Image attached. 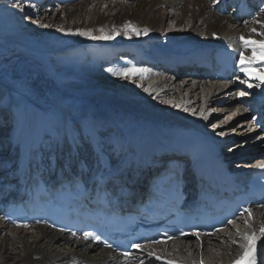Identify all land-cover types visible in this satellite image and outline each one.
I'll return each mask as SVG.
<instances>
[{
    "label": "bare ground",
    "instance_id": "6f19581e",
    "mask_svg": "<svg viewBox=\"0 0 264 264\" xmlns=\"http://www.w3.org/2000/svg\"><path fill=\"white\" fill-rule=\"evenodd\" d=\"M219 2L213 0H83L73 5L71 11L63 12L65 19H62L63 22L59 27L64 31L59 29L54 30L55 32H46L45 36L64 39L76 35L74 33L77 31L91 32L95 37L102 35L112 37L118 34L123 39V43L119 45L111 38L93 39L79 35L81 41L96 43L90 47L91 51L97 48V45L99 47L107 45L108 55H105L107 63L112 62L111 55L119 52L135 53L136 45L139 48L149 40L151 41V45H148L151 51L150 57L157 62L178 60L179 57H184L182 53L193 56L197 52L203 54L205 49L220 47H234L245 56H252L251 49H245L240 38L243 36L246 39L264 40V36L258 35L264 32V9L254 20H249L250 26L247 27L231 16L221 15L217 9ZM167 22L170 26L168 31H165ZM129 23L139 30L138 34L129 32L125 27ZM254 28L257 32L252 31ZM101 29L103 32L100 31ZM145 29H147L146 33ZM146 53L142 54L148 56ZM100 56L98 51L89 63L95 64L94 66L101 71L90 69V71L87 70L89 72H84L80 69L81 73L78 72L77 76L81 80L77 83L70 81L71 83L67 86L56 85L47 80V76L45 78L42 75L43 77L38 76L29 86L34 91V97L26 93L17 94L10 86L7 90H3L0 106L2 110L7 109L13 116L10 125L13 134L8 133L10 135L8 142L13 146V151L9 156L0 154V165L6 170V174L13 170L9 165L11 156L15 161L18 159V153L28 152L29 146L33 143L42 145L43 151L50 152L47 146L63 137L70 138L77 144L88 141L90 147L91 143L94 146L103 147L106 155L116 165L117 163L125 164L128 160H134L140 155L177 150L173 137L183 136L179 133L181 131L192 133L199 143L197 149L221 152L224 146L222 141L210 137L203 129L208 118H201L202 123L188 122L171 109L152 103L151 99L153 97L160 99L161 93L172 90H176L180 97L182 91L184 92L183 87L187 86L194 93L200 90L197 95L202 97L203 103L208 104L216 100L217 94L222 93L224 89L242 85L238 84L239 80L237 83L236 80L226 83L199 81L187 75L182 84H176L171 79L155 85L153 82L147 83V80L154 76L152 75L154 72L145 68H142L146 70L142 75L134 74L127 78L118 75L126 68H137L138 62L134 59L135 55L131 58L126 57V60L121 59L124 61L118 64L116 71H113V66L106 65L107 68H104L100 65L103 62L102 58L99 59ZM255 58L259 63L251 66L252 72L256 75H264V71L260 73L256 69L258 64L264 62V55L258 51ZM128 61L130 63H126ZM138 69L141 68L138 67ZM112 73H115V77L118 78H112ZM35 74L38 75V73ZM239 74L240 78L257 80L245 76L242 72ZM100 75L105 78L99 77ZM139 77L143 78L142 82L136 84V78ZM190 78L193 81L191 83H189ZM102 81L109 82L111 85L101 84ZM120 81H123L125 86L120 85ZM144 86L147 87L144 88ZM128 92L132 94L128 95ZM257 92V98H255L263 102L264 106V84H261ZM29 97L33 101H30ZM188 102L182 104V110ZM75 125L80 127L78 133L75 132ZM261 129L264 131V127ZM228 132L231 131L228 130ZM228 137L230 138L231 135ZM172 143L174 145H168ZM72 152V147L66 149L67 154ZM263 154L264 143L255 152L257 158L252 159L250 163L244 162L245 166L264 164V158H261ZM226 159L231 160L228 156ZM236 159L239 160L242 157L237 155ZM240 165L238 164L237 167ZM241 219L247 220L248 224L240 233L254 232L261 237L257 243L264 244V234L260 232V229L264 228V208L257 209L252 216H244L239 220ZM229 232L224 235L221 231L214 234V237L210 236L212 238L191 237L192 239L189 238V241L185 243L184 241L188 239L166 245L146 246L135 258L124 262L122 257L111 250L97 248V245L88 244L47 227L37 226L28 230L15 227L12 229L0 218V264H77L83 261L93 264H106L107 261H113V264H168L170 260L175 264H201V261L203 264H234L243 251L240 245L245 242L237 234L235 239H230L234 230L229 229ZM206 238L210 239L206 240ZM166 247H170L168 251ZM149 253H155V255L150 256ZM157 256L160 259L152 260Z\"/></svg>",
    "mask_w": 264,
    "mask_h": 264
},
{
    "label": "rangeland",
    "instance_id": "374dc122",
    "mask_svg": "<svg viewBox=\"0 0 264 264\" xmlns=\"http://www.w3.org/2000/svg\"><path fill=\"white\" fill-rule=\"evenodd\" d=\"M79 2H83V0H41V3L40 0H0V95H2L3 90H7V87L10 86L13 92H17V94L20 93L24 95L26 93L34 97V91L29 86L34 83V80L38 78V76H44L45 78L47 76V80L61 86H67L71 82L77 83L81 80V78L77 76L78 72L81 73V71H79L80 69L84 72H89L90 69L101 71L94 66L95 64L89 63L92 62L91 60L98 51H100V54H103V62L100 61V65L104 68H107L105 67L106 65L112 67V65H109L110 63L106 64L104 60V53L106 51L108 52L107 45L103 47L97 45V48H99H95L96 50L92 49L91 51L90 47L96 43L94 41H81L82 39L79 35H72L64 39H62L63 37L54 38L50 35L45 36L46 32L58 31L60 29L59 25L63 22L62 19H65L63 12L71 11L73 5H77ZM16 5H19V7ZM45 17L46 20L43 21ZM167 23L165 31H168L170 26L169 22ZM249 23L248 20L242 22V24L247 27L250 26ZM41 25H49V27H42ZM128 30L129 32L136 33L131 29ZM111 40L116 41L117 45L123 43L122 37L118 34H114ZM148 45H151L150 40L147 41L146 44L140 45L138 49L147 52L146 54L150 56L151 51H149L150 48ZM135 47L138 46L136 45ZM175 52L178 53L181 51ZM116 69L117 68H114L113 71H116ZM262 69H264V66L259 68L258 71L263 72ZM149 71L153 73L152 70ZM35 73H38V75ZM114 74L115 73L111 74L112 78L115 77ZM152 75L154 76L149 78L147 83L153 82L155 85H159L161 82L171 79H173L176 84H182L187 78H185V76L176 77L171 74L163 75V73L156 71ZM99 77L105 78V76L102 75ZM141 79L143 78H136L135 83L142 82ZM245 80L246 78H240L238 84L242 85H237V88L232 87L230 89H224L222 93L217 94L216 100H212L208 102V104L203 103L202 97L197 95L200 93V90L196 91L195 94L192 92V89H189L190 87L187 86L183 87L184 92L182 91L180 94L181 98L178 96L179 94L176 90H172L161 93L159 95L160 99H155L153 97L151 102L161 107H167L168 110L171 109L188 122L199 121L202 123L200 119L206 116L209 120L204 123L203 129L210 137L222 141L224 153L228 154V157L231 159L240 155L244 159L241 162L242 164L247 162L250 163L252 159L257 158L255 152L258 151L264 143V131H262L259 125V121L264 115L261 112L260 106L256 103L255 98L258 94V88H261V86L248 88L245 86L246 83H241V81ZM248 80V82L253 85L259 84L258 80ZM237 81L235 82L237 83ZM191 82H193L192 79L189 80V83ZM119 83L125 86L123 81ZM101 84L111 85V83L104 81H102ZM145 87L147 86H144V88ZM124 88L127 89V87ZM222 88H224V86H222ZM242 91L246 92L247 95L241 97L240 92ZM124 93L127 94V92H123V94ZM129 93L131 92H128V95H130ZM184 95H186V97ZM234 98H236L235 101H233ZM1 100L2 97H0V102ZM29 100L33 101L30 97ZM187 101H189L188 104L186 106L184 105L182 110V104ZM175 103L176 105L179 104V107L174 106ZM185 108H187L188 111H185ZM7 113L8 110L5 109L1 116L7 115ZM10 125V123L6 122L0 124V154L8 156L13 151L12 145H10L11 143L9 144L8 142L10 136L8 132L11 129ZM75 127V132L78 133L80 127L77 125H75ZM228 130L231 132H228ZM220 132H224L225 135H219ZM229 135H231L230 138L228 137ZM19 154L20 153H18V156ZM18 156V159H15L16 163L19 160ZM249 156H252V158ZM237 222L223 231L224 235L230 233L229 229H233L234 232L230 239H235L237 229L241 231L247 225L245 224V219H241ZM12 229H14V227H12ZM212 236L214 237V235ZM209 239L206 238V240ZM188 241L189 239L184 241V243ZM97 248H99V246H97ZM169 248L166 247V251H168Z\"/></svg>",
    "mask_w": 264,
    "mask_h": 264
},
{
    "label": "snow or ice",
    "instance_id": "6c2138e0",
    "mask_svg": "<svg viewBox=\"0 0 264 264\" xmlns=\"http://www.w3.org/2000/svg\"><path fill=\"white\" fill-rule=\"evenodd\" d=\"M17 7H19V5H16ZM34 7V5H33ZM23 10V9H21ZM35 22V21H33ZM257 23H260V21H256ZM42 27H49V25H41ZM128 29H131L134 32H137V34L139 33V30L134 28L130 23L128 25L125 26ZM60 31H64V29H60ZM71 32V30H69ZM101 32H103V29L100 30ZM145 33L147 32V29L144 30ZM253 32H257V30L254 28L252 30ZM76 35H81V36H89L93 39H109L111 38L108 35H102L100 37H95L92 36L91 32H85V31H77L76 33H74ZM258 35L264 36V32H260L258 33ZM245 49H251L252 51V56H245L243 52L240 53V72H242L245 76L249 77V78H255L257 80L260 81L259 84L253 85L251 83H249L248 81H241V83H246L248 88H253V87H260L261 84H264V75H256L252 72L251 70V66L254 64L259 63V61L256 60L255 58V54L259 51L262 55H264V40H254V39H246L243 36L240 38ZM245 61H247V64H245ZM109 71H112V69H109ZM146 70L145 69H138V68H126L123 71L119 72L118 75L124 76L125 78H127L130 75H134V74H143ZM262 71H264V69H262ZM145 91H148V89H145ZM247 95L246 92H240V96L243 97ZM167 102V101H166ZM179 107L178 105H174ZM185 111H188L187 108L184 109ZM205 119H207V117H204ZM215 127V126H214ZM219 135L224 136L225 133L224 132H220ZM259 167L264 168V164L258 165ZM245 212H247L248 216H251V211L248 209H245ZM228 223H233V221H228ZM245 224H248V221L245 220ZM250 227V225H249ZM261 234H264V228L260 229ZM89 233H85V237L89 236ZM193 235H195L197 238H199L200 233H193ZM237 235L241 236V239L245 242L242 243L240 245V247L242 248V254L239 257V259H237L234 264H257V241L261 239L260 236H258L256 233H244L241 234L239 229H237ZM96 239H99V237H96ZM154 243H160V241H154ZM233 243H235V241H233ZM135 247L139 248L140 245H135ZM150 256L155 255V253H149ZM157 259H160L159 256L156 257ZM168 264H175L174 261H168ZM201 264H203V261H201Z\"/></svg>",
    "mask_w": 264,
    "mask_h": 264
}]
</instances>
